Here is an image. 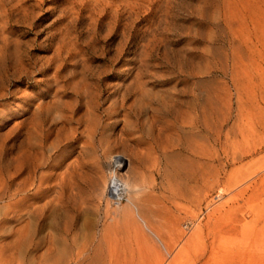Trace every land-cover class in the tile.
<instances>
[{
	"label": "bare ground",
	"instance_id": "obj_1",
	"mask_svg": "<svg viewBox=\"0 0 264 264\" xmlns=\"http://www.w3.org/2000/svg\"><path fill=\"white\" fill-rule=\"evenodd\" d=\"M83 62L77 58L73 67ZM53 69L35 77L32 88L25 71L14 110L0 108V129L9 125L0 131V264H223L218 206L205 221L187 215L200 208L215 179L209 95L180 112L154 105V74ZM181 150L185 157L171 161ZM102 204L103 227L86 233L84 213Z\"/></svg>",
	"mask_w": 264,
	"mask_h": 264
},
{
	"label": "rangeland",
	"instance_id": "obj_2",
	"mask_svg": "<svg viewBox=\"0 0 264 264\" xmlns=\"http://www.w3.org/2000/svg\"><path fill=\"white\" fill-rule=\"evenodd\" d=\"M0 10V108L14 110L25 71L32 74L24 79L32 88L35 77L59 65L64 71L93 75L112 71L122 75L129 69L130 73L154 74L159 97L154 105H174L180 112L190 104L206 103L208 94L215 183L200 208H191L194 215L191 210L187 215L195 216L196 222L205 221L207 213L218 206L222 214L219 236L228 254L223 264H264V0H4ZM77 58L84 64L74 68ZM172 82L179 88L166 87ZM8 126L0 131L6 132ZM185 155L181 150L169 158L179 160ZM162 161L166 163L165 157ZM104 206L84 213L86 233L103 227ZM201 246L194 250L201 251ZM145 247H141L142 254L148 253Z\"/></svg>",
	"mask_w": 264,
	"mask_h": 264
}]
</instances>
